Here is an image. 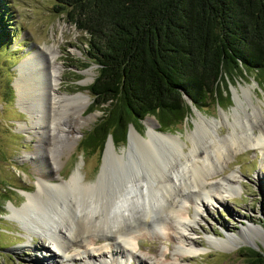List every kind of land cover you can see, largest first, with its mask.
Segmentation results:
<instances>
[{"label":"rangeland","instance_id":"374dc122","mask_svg":"<svg viewBox=\"0 0 264 264\" xmlns=\"http://www.w3.org/2000/svg\"><path fill=\"white\" fill-rule=\"evenodd\" d=\"M0 10L7 12L0 18V264H42L43 260L48 264H65L45 238L29 235L17 220L11 218L10 208H20L26 202V195L37 191L39 181L37 168L42 166L53 168L54 180L57 183L69 181L79 170L82 183L72 194L77 199L80 198L79 200L86 198L84 186L97 180L102 165L97 175L96 173L101 156L103 161L105 147L92 151H83L80 147L82 131L88 129L101 115L99 110H90L91 99L86 89L96 74V66L89 64L82 68V62L87 60L84 39L87 35L75 29L54 9V0H0ZM52 47L57 50L55 61L60 73L57 92L68 96L83 93L89 101L82 113V116L88 119L79 127L73 146L67 145L61 133L54 134V131L52 133L49 131L55 107L51 109L49 106L48 94L41 92L39 95L34 91L35 95L32 98L27 96L28 101L22 100V104L28 107V112L23 111L17 101L14 86L18 78L17 67L35 53L37 60H41V68L37 66L35 70L42 72L46 69L44 61L49 53L45 48ZM26 79L27 82L30 81L24 74V80ZM37 79L33 78L29 83L33 87L36 84V90H42L36 83ZM244 89H247L248 93L243 94ZM228 93L230 105L219 106L207 99L201 107L191 106L194 107L192 111L196 113L190 111L182 121L167 129H162L154 116H145V119H154L160 134L178 137L181 145L183 143L184 152L190 149L191 141L196 140L194 133L198 117L216 122L215 133L221 138L226 137L230 131V124H227L230 122L237 132V139L241 141L246 134L249 135L248 125L244 120H249L255 127L261 123L264 126V85L259 84L252 75L235 78L228 84ZM236 93L242 100L239 108L235 99ZM59 115L55 121H59L61 117L64 119L63 115ZM145 119L141 121L140 132L132 125L137 134L143 137H146L147 130ZM255 127L252 130L257 135ZM200 143L198 141L197 144ZM156 145L151 153L143 145L136 147L131 151V157L125 165L111 163L114 171L110 172L114 173L116 178L106 179L104 184L106 189L109 190L122 178L123 168L126 166L132 170V164L135 167L133 169L138 170L141 160L146 157L152 162H156L155 160L164 162L165 152L169 147L166 145L163 149ZM127 147L125 143L114 145V150L121 155L122 151H127ZM233 148L235 146L230 145V158L225 159L227 163L224 161L221 169L216 170L217 174L207 180V187H212L211 190L215 193L207 200L206 206L200 207L196 220L190 225V229L184 232L188 240L194 241L199 253L180 259L178 255L183 244L180 245L177 235L179 231L171 216L166 214L168 229L166 228L160 235L156 230L150 233L141 231L134 240L135 243H132V250L123 254L126 264H144L141 258L146 259L147 264H244L247 247L264 253V150L252 147L236 148L234 151ZM207 151L212 155L209 148ZM51 154L56 155L55 159L58 162L56 167L52 165ZM210 172L209 174L215 173ZM230 175L236 176L235 188L226 194L219 187V183ZM183 200L179 208L183 213L188 210L192 219L198 205L190 195H185ZM137 220L138 217L132 216V227L135 229L142 226ZM251 227H255L256 230ZM228 234L238 237L236 243H228L232 246L207 241L208 237L218 241L227 240ZM106 239L108 238L93 239L87 236L81 240L80 245H67L66 256L68 260H72L68 264H119L116 256L111 253H114L113 250L120 251L121 248ZM93 240H96L95 245L91 243ZM86 248L94 254V258H84L83 252ZM53 253L55 256H52Z\"/></svg>","mask_w":264,"mask_h":264},{"label":"trees","instance_id":"16d2710c","mask_svg":"<svg viewBox=\"0 0 264 264\" xmlns=\"http://www.w3.org/2000/svg\"><path fill=\"white\" fill-rule=\"evenodd\" d=\"M54 9L87 35L82 68L96 65L86 89L101 115L82 131L83 151L107 135L123 144L127 124L140 132L149 115L167 129L207 99L230 105L235 78L264 85V0H54ZM246 250L244 264H264Z\"/></svg>","mask_w":264,"mask_h":264},{"label":"bare ground","instance_id":"6f19581e","mask_svg":"<svg viewBox=\"0 0 264 264\" xmlns=\"http://www.w3.org/2000/svg\"><path fill=\"white\" fill-rule=\"evenodd\" d=\"M45 50L49 53L47 52L48 55L44 61L46 69L42 72L35 70L37 66L39 69L41 68V60H37L35 53L27 57L23 64L17 67L18 78L14 82L17 101L22 110L28 112V107L22 104V100L28 101L26 97L32 98L35 95L34 91L39 95L42 94L41 92L45 95L48 94L49 106L51 109L55 107L49 131L51 133L54 131V134L61 133L63 140L68 143L66 144L73 146L77 139L76 134L79 127L88 119V117L82 116L89 104L88 97L83 93L68 96L57 92L60 74L55 61L57 50L55 47L45 48ZM28 67H30L29 70ZM24 74L29 77L30 81L33 78H38L36 83L42 87L43 91L41 89L36 90V84L33 87L29 83L30 81L27 82L28 79L25 81ZM242 91L243 94L248 93L247 89ZM235 99L237 108H239L242 100L237 93ZM57 112H60L59 114L63 115L64 119L61 117L62 120L56 119L57 121H55V118L60 116ZM244 122L248 125L249 135L246 134L245 138L239 141L237 132L230 122H227L230 124V131L227 132L226 137L221 138L215 133L216 122L198 117L195 123L196 133H194L196 140H192L190 149L184 152L183 143L181 145L178 137L160 134L156 129V121L147 118L145 119L146 137L138 135L132 126L129 129L126 152L122 151L121 155H118L111 143L107 142L103 154V164L97 180L93 184L84 186L83 192H85L86 198L79 200L80 198L77 199L72 195L77 186L82 183L79 170L70 177L69 181L57 183L54 180L53 168L48 169L46 166H42L37 168V172H39L37 191L34 194H27L26 202L20 208H10L11 218L17 220L29 235L45 238L49 242V246L60 255L65 264L72 262L66 256V246L70 244L80 245L81 240L87 236L93 239L106 237L108 238L106 240L113 241L116 247H120L121 250H113L114 253L111 254L116 256L119 264H126L123 254L132 250V243H135L134 240L138 238L141 231L150 233V231L156 230L157 234L160 235L167 228L168 220L166 221L165 215L168 214L179 231L177 235L180 239V245L183 244L178 256L180 259L186 256L190 257L199 251L194 246V241L185 237L184 232L196 220L200 207L206 206L207 200H210L212 194L215 193L211 190L212 187H207V180L217 174L216 170L221 169L222 164L226 162L225 159L230 158V145L235 146L234 151L236 148L251 149L252 147H259L264 150L263 123L255 127L249 120H244ZM254 127L257 129V135L252 130ZM203 140L206 142V147H204ZM198 141L201 142L200 145L197 144ZM155 144L160 145L163 149L166 145L169 147L168 151L165 150L164 162L159 160L152 162L146 157L141 160L142 163L140 166L138 165V170L137 168L133 169L135 167L132 164V170L126 166L123 168L124 175L121 176L122 178L116 181L109 190L106 189L104 185L106 179L115 177L114 173L110 172L114 171L111 163L117 162L114 165L121 163L125 165V162L131 157V151L136 147L139 148L143 145L151 153ZM207 148L211 150L212 155L208 153ZM55 158L56 155L51 154L52 165L56 167L58 162ZM210 171L215 173L209 174ZM234 179L236 176L230 175L220 181L219 187L224 190V193L229 194L231 193L230 190L235 188ZM103 189L105 190L103 191ZM185 195L192 196L198 205L192 219H190L188 210L183 213L179 208ZM219 199L222 203V199ZM132 216L138 217L142 224L138 229L132 227ZM251 228L256 230L255 227ZM226 238L227 240L218 241L213 237H208L207 241L230 246L231 244L228 243H236L238 237L228 234ZM95 241L93 240L91 243L95 245ZM83 253L85 254L84 258H94V254L87 248ZM52 256H55V253ZM98 256L100 257V255ZM145 260L141 258V261L147 264ZM46 263L43 260L42 264Z\"/></svg>","mask_w":264,"mask_h":264},{"label":"water","instance_id":"95a60500","mask_svg":"<svg viewBox=\"0 0 264 264\" xmlns=\"http://www.w3.org/2000/svg\"><path fill=\"white\" fill-rule=\"evenodd\" d=\"M96 66V65H95ZM232 99V98H231ZM192 108H194V107H190V111L191 112H193L192 111ZM193 113H196V112H193ZM131 123H129V124H127V128H126V133H125V144L127 143V133H128V131H129V129L131 128ZM134 129V128H133ZM136 132V131H135ZM107 142H110L111 143V145H112V147L114 148V145H113V142H112V139H111V136L110 135H107V137H106V139H105V142H104V144H103V146L105 147V145L107 144ZM104 147H103V149H104ZM118 151H120V150H118ZM102 152H103V150H102ZM102 156H101V161H100V165H99V168H98V171H97V173H96V175L98 174V172H99V170H100V166L102 165ZM248 245H250V244H248Z\"/></svg>","mask_w":264,"mask_h":264}]
</instances>
